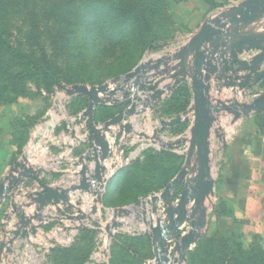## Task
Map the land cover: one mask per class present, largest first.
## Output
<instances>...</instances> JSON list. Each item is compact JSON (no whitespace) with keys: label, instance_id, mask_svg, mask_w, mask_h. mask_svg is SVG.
<instances>
[{"label":"rangeland","instance_id":"rangeland-1","mask_svg":"<svg viewBox=\"0 0 264 264\" xmlns=\"http://www.w3.org/2000/svg\"><path fill=\"white\" fill-rule=\"evenodd\" d=\"M190 21L188 13L170 0H0V32L42 69L0 47V145L11 155L6 162L17 163L59 94L75 85L94 87L127 78L151 54H168L169 60L173 53L186 51L196 30ZM179 94L164 108L174 103L187 110L192 95L186 88ZM82 97L69 102L73 115L85 110ZM177 167L179 159L172 162L152 149L122 170L116 191L107 198L121 205L159 193ZM79 232L73 247L48 257L46 264H87L99 239L87 226ZM135 237L123 231L115 238L111 264H155L150 241ZM195 257L184 264H200L204 258ZM178 261L176 257L171 264Z\"/></svg>","mask_w":264,"mask_h":264},{"label":"crops","instance_id":"crops-1","mask_svg":"<svg viewBox=\"0 0 264 264\" xmlns=\"http://www.w3.org/2000/svg\"><path fill=\"white\" fill-rule=\"evenodd\" d=\"M251 1L253 0H170L174 6L188 13L192 26L196 28V32H192L195 34H192V38L190 39V41H192L190 47L206 23L214 20L233 7L242 6ZM255 17V21L251 22L249 25H240L239 33L244 36L254 35L255 38L258 39L257 41L260 42L261 47L264 48V6L256 12ZM228 27L234 26L229 23ZM224 39L225 40H222L224 45L236 43L234 39ZM214 46L215 47H213V44H206L205 48L212 49L213 47L222 58L214 62L218 67V72H213L208 75V82L206 83L208 101L215 107H223L234 103L242 104L248 103L249 101L252 102L264 96V78L258 80L257 77H251L254 73L252 69L253 66H255L256 70L264 66V60L260 62L261 59L264 58V53L258 48L247 50L250 46L246 44L242 50H237V59L234 60L233 54L229 48L220 45ZM161 55L162 54H151L146 59L160 61L168 57V54ZM176 55H178L177 52L173 53L171 56ZM257 58H261L259 60L260 63L255 65ZM181 59L182 57L172 63L170 62V69L180 71L181 66L179 63ZM223 61L227 63L225 64ZM187 65H193L192 55ZM182 77L178 80L167 82L173 83V86L165 92L160 105L147 119L139 118L134 123L133 130L126 132L127 125L125 121L124 123L112 127L108 133V141L110 143L120 139L121 136L123 138L133 133L144 134L149 142L144 146L146 148L143 151H136L141 145V143H139L127 152L128 155H135V160L138 158H146V153L150 152L152 149L159 151L161 156H169L172 162H176L179 159L182 170L181 167L171 169L170 181L166 184L164 189L159 193L146 197L163 195L167 187L177 179L183 169H185V165L189 160L188 179L197 180V183H199L201 159L198 149L195 150L190 159V149L192 141L195 139L197 124L194 88L192 79L189 75H183ZM243 83L247 85L245 87H243V85L241 86L240 84ZM181 88H186L192 95V103L187 107V110L178 115L170 114V111V115L167 117L159 115L162 112L166 113L167 108H164V106L167 102H171L172 99L176 98L175 96L179 93ZM77 96H83L82 103L86 105V108L80 111V113H84L89 106L90 99L84 95H75L69 96V102H72ZM124 106L125 105L113 106L103 104L96 107L94 110V126L101 129L108 121L120 115L123 109H125ZM134 116H136V114H134ZM210 117L209 148L211 176L208 178V182H211L213 187L207 191L205 201L199 210L195 209L197 203L195 198L191 199L188 203V216L190 217L193 215L195 222L201 224L202 227L199 230V239L191 246L187 253L186 260L190 261L192 256L200 250V247L206 244L208 236L211 238L214 237V239L225 237L232 239L234 242L236 240V242L240 244L241 249L245 252L251 251V253H256L253 251H260L264 253V109L250 113H244L236 109H210ZM177 119H179L180 122L171 124ZM92 138L96 139L95 135H92ZM158 141H162L164 145L162 147L153 145V143ZM119 148L121 147L119 146ZM61 151H64V148H61ZM59 152L60 149L54 151L56 155H58ZM83 152L85 151L80 153L75 150L72 156L82 158ZM0 154H2V156L0 155L1 189L4 179L16 162L13 165H11L12 163L9 164V162H6L7 159H10L11 155L7 153L5 145L4 147L0 145ZM114 155L115 152H112L108 158L107 164L112 167L110 171L116 169L115 166H112ZM18 159H20V157ZM72 167L77 169L79 164L76 166L69 161L64 167V170H70ZM124 168L125 167L118 171L114 170L108 177L106 188L107 195L111 194L113 196L115 184L118 178L123 176L124 171L122 170ZM34 173H38L37 176L28 178L18 192H11L10 197L5 201L0 211V259H2L0 264H11L12 255L7 254L5 251V244L8 239V224L6 218L15 208V201L24 203L30 200L34 194L44 192V188H51L53 186L54 177H51V174L36 171H34ZM181 191V187L176 189L175 192H173L174 198L178 200ZM16 195H19V197L17 196L15 199ZM107 195V206L112 208L125 207L131 204L130 202H122L119 203L121 205H114L110 203ZM164 206L165 202L161 200L156 201L154 204V208L162 207L164 209ZM159 214L160 216L163 215L161 212H159ZM55 216V223L51 224L50 227H56L58 224H61L60 215L56 214ZM68 222L71 223L70 225H74L75 228L76 223L74 220H69ZM190 230L189 224L182 227L180 229L181 237L186 236ZM43 231L38 232L35 236L36 240L42 238ZM76 236H78V234ZM139 236L140 238H145L148 242L150 241L151 251L155 255L152 235L146 233ZM61 237L66 240L70 238L72 241L76 240V238L73 239V233L66 232V230L61 234ZM96 237L97 239L100 238L98 234H96ZM75 244L76 243H73L70 247L60 250L53 249L52 247V250H49L50 252L42 248L40 252L36 250V244H28L20 238L15 243V247L19 248L20 245L25 246L28 250L35 252L36 255L34 256L37 257L39 264H46L45 261L48 257H51L61 250H69ZM173 246V244H170V250H172Z\"/></svg>","mask_w":264,"mask_h":264},{"label":"built area","instance_id":"built-area-1","mask_svg":"<svg viewBox=\"0 0 264 264\" xmlns=\"http://www.w3.org/2000/svg\"><path fill=\"white\" fill-rule=\"evenodd\" d=\"M174 61L171 59L157 61L145 58L127 78L104 84L110 90L117 92L106 93L101 97L109 98V102L106 103L108 105H125L122 112L125 114V119L122 123L126 121V125H131V130H133L134 123L139 118L147 119L160 105L165 92L173 86V83L167 82L178 80L183 76L172 78L178 72L169 67L170 62ZM165 63H168L167 67H164ZM157 64H160V68L153 69L152 67ZM263 72L264 66H261L254 70L251 77H256ZM157 83H159V87L155 86ZM151 86L153 89L150 90ZM159 91L162 94L157 96ZM132 109L134 111L130 113ZM84 113L73 115L69 109L68 94H59L57 105L51 112L45 114L36 125L22 156L4 179L2 186L4 190L0 195V211L11 192H18L28 178L37 176L38 173H34V171L51 174L50 176L54 177L51 188H44V192L34 194L30 200L24 203L15 201V208L6 218L8 239L5 251L12 255L11 264H39L37 257L34 256L36 255L34 251L28 250L23 245H20L19 248L15 247L18 239L21 238L31 245L36 244L37 251L41 252L44 248L50 252L52 247L53 249H65L75 243L76 240L72 241L71 238L66 240L61 237L65 230L69 233L72 232L74 239L84 226L100 237L97 245L98 250L87 264H111V251L115 238L123 231L134 237L146 233L151 234L152 227L157 225L158 218L161 217L159 212L163 213L165 210V206L164 209L162 207L154 208L156 201L161 200L160 196H157L156 201L151 196L142 197L137 202L120 208L107 206L104 197L107 195L108 177L114 170L118 171L136 159L135 155L127 154L128 150L141 143L136 151H143L146 148L144 146L149 142L144 134L133 133L123 138L121 136L117 143L115 140L110 143L108 141L110 130L105 132L103 127L98 129L95 126L111 145L110 154L115 152L112 166H115L116 169L110 171L112 167L107 164L108 160L105 161L103 163L106 170L103 173L104 181L99 182L96 179V165L102 150L95 145L96 139L92 138L88 119ZM153 145L162 147L164 143L158 141ZM61 148H64V151H61ZM56 149H60L58 155L54 153ZM75 150L80 153L85 151L82 158L72 156ZM69 161L76 166L79 164V167L64 170ZM84 179L89 187L87 190H80L78 187ZM46 189L55 190L64 197L55 199L45 191ZM17 196L19 197L16 195L15 199ZM176 200L174 198V202ZM155 210H158V213H155ZM54 214L60 215L61 224L57 223L58 226H53V228L50 225L55 223L56 216ZM22 215H25L27 220H31L28 226H21ZM36 215H39L40 219H33ZM69 220H74L75 228L74 225H70ZM34 228H37L35 233H33ZM39 231H43L42 238L36 240L35 236ZM16 232H20V234L17 236ZM25 233L28 234L26 237L23 236ZM1 262L2 259H0Z\"/></svg>","mask_w":264,"mask_h":264},{"label":"water","instance_id":"water-1","mask_svg":"<svg viewBox=\"0 0 264 264\" xmlns=\"http://www.w3.org/2000/svg\"><path fill=\"white\" fill-rule=\"evenodd\" d=\"M264 6V0H253L245 5L233 7L229 11L221 14L219 17L214 20L209 21L203 27L200 34L193 41L191 47L186 51L172 56L171 60H177L179 57H182L179 65L181 70L176 72L172 78L180 77L182 75H189L192 79L193 88H194V97L196 101V133L195 139L192 141L190 149V159L194 154L195 150L198 149L200 153V177L199 183L197 180L188 179V167L189 162L185 165V169L180 173L179 177L175 179L166 189V191L159 197L163 202H165V210L163 215L158 218L157 225L152 227V241L155 247V264H171L176 257L179 258L178 264H184L186 256L191 246L196 243L199 239V230L202 227L201 224L195 222L194 216H188V203L191 199L195 198L196 210H199L202 207V204L205 201L206 193L208 190L212 189L213 185L211 182H208V178L211 176V165H210V148H209V137H210V109L215 110H228L236 109L244 113H250L253 111H260L264 109V96L256 99L247 104L234 103L232 105H225L223 107L213 106L207 98L208 91L206 83L208 82V75L213 72H218V67L214 63L216 60H219L220 55L214 45L226 46L230 49L233 54L234 60L237 59V50H242L244 45L248 44L251 48H258L264 53V48L261 47L258 39L254 35H242L239 33L240 25H249L251 22L255 21L256 12ZM233 25L234 27H228V24ZM224 38L234 39L235 44L224 45L222 40ZM206 44H213L212 49L205 48ZM193 56V65H187V62L190 56ZM256 59V64H259L264 60V58ZM223 63H227L223 61ZM168 63L164 64V67H167ZM153 69H159L160 64L154 65ZM253 71L255 66H253ZM258 80L264 78V72L256 76ZM245 87L247 84H240ZM159 87V83L155 85ZM153 87H150V90ZM116 90H110L107 85L88 87L85 85H75L71 89L67 90V94L71 96L75 95H84L90 99L89 106L84 113L85 117L88 119L90 126L91 135L96 136L95 145L101 148V156L96 165V179L99 182L104 181L103 173L106 171L103 167V163L108 160L111 145L106 141L104 135H101L100 132L94 126V110L96 107L106 104L109 102V98H102L101 95L106 93H116ZM162 92H157V96H160ZM134 110H130L132 113ZM125 119V114L121 113L114 119L108 121L103 127V131L108 132L112 126L121 124ZM180 122L179 119L175 120L171 124H176ZM131 125H127L126 132L131 130ZM119 142V139L116 140V143ZM88 184L86 179L83 180L82 184L78 189L87 190ZM182 188L180 198L174 202L173 192L176 189ZM3 188L0 189V195L3 192ZM49 195L55 199L63 198L64 196L52 189L45 190ZM158 197H153V200H157ZM158 213V210L154 211ZM33 219H40L39 215L33 217ZM31 223V220H27L25 215L21 216L20 224L25 227ZM186 224H189L190 232L181 237L180 229ZM37 228L33 229L35 233ZM20 232H16L18 236ZM28 234L25 233L23 236L26 237ZM170 244H173L172 250H170Z\"/></svg>","mask_w":264,"mask_h":264},{"label":"trees","instance_id":"trees-1","mask_svg":"<svg viewBox=\"0 0 264 264\" xmlns=\"http://www.w3.org/2000/svg\"><path fill=\"white\" fill-rule=\"evenodd\" d=\"M0 47L4 49L7 53L12 54L14 57L23 60L30 67L35 69L39 68L42 71L39 64L32 61L22 52H19L15 48H13V46L9 44L6 36L1 32H0ZM177 95L180 94L177 93ZM179 97L180 96H178L177 98ZM185 109H186L185 106L182 108H178V106H175L174 103H172L171 106L167 108L166 113H169L171 111L170 113L172 114L174 113V115H178L184 112ZM207 238L208 240L206 241V244L200 247V250H198V252L195 254L196 257L203 254L204 258L203 260L200 261V264H264L263 252L260 251H253L256 253H251V251L245 252L243 249H241L239 243H236L229 238L224 237V238L214 239V237L211 238L210 236H208ZM193 256L191 258L192 260H193Z\"/></svg>","mask_w":264,"mask_h":264}]
</instances>
